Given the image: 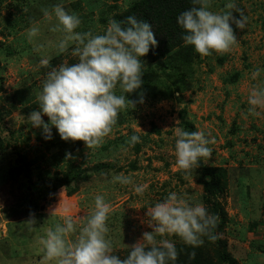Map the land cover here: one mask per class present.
Instances as JSON below:
<instances>
[{"label": "rangeland", "instance_id": "rangeland-1", "mask_svg": "<svg viewBox=\"0 0 264 264\" xmlns=\"http://www.w3.org/2000/svg\"><path fill=\"white\" fill-rule=\"evenodd\" d=\"M134 1L0 0V115L5 121V147L0 149V264H41L37 240L61 222L66 209L77 220H86L97 195L104 196L112 209L107 223L113 254L130 249L144 232L152 231L146 223L147 208L170 192L207 209L198 168L182 171L176 164L175 129L191 132L186 121L193 124V131H202L213 141L208 145L211 157L202 163L225 168L229 180L217 196L229 222L217 236L227 240L238 264H264V108L252 114L248 105L250 90L264 84V0H211L212 11H228L226 5L234 2L237 7L230 10L232 15L239 18L242 11L248 17L244 29L230 21L237 39L231 49L207 57L195 52L198 58L186 83L185 77L172 74L173 69L166 68L165 74L156 67L152 72L155 84L147 81L146 89L125 94L135 107L129 103L120 111L100 146L88 149L82 141L79 146L63 147L55 127L53 138L46 140L42 128L28 122L31 112L39 110L37 93L47 73L78 62L71 49L57 54L55 46L63 33L51 31L55 16L46 17L43 10L52 13L60 4L80 18L76 31L100 35L109 21ZM33 26H38L40 33L30 42L27 32ZM36 45L43 47L36 51ZM142 58L146 64L148 59ZM42 59L49 60L47 67L41 64ZM145 64L144 70H148ZM257 69L260 75L254 80L252 74ZM177 73L185 76V69ZM165 84L173 91L169 98ZM115 92L122 94L119 86ZM141 94L144 103L139 102ZM43 119L48 122L46 115ZM134 134L140 142L131 147L128 141ZM20 155L26 157L25 163L21 162L27 170L14 179L10 168ZM101 164L107 166L96 170ZM72 173L88 176L79 182L76 192L66 195V186L52 191L54 182ZM121 174L131 176L136 185H147L144 195L136 194L133 185L114 182L113 177ZM31 214L37 220L34 227L27 222ZM69 239L74 240L75 235ZM156 239L183 242L175 235Z\"/></svg>", "mask_w": 264, "mask_h": 264}, {"label": "clouds", "instance_id": "clouds-1", "mask_svg": "<svg viewBox=\"0 0 264 264\" xmlns=\"http://www.w3.org/2000/svg\"><path fill=\"white\" fill-rule=\"evenodd\" d=\"M192 7L177 17L178 25L184 30L185 46H192L202 57L213 53L228 52L236 42L234 29H244L248 17L240 11V17L232 15L231 9L237 7L234 2L226 5L228 11L211 10V0H192ZM239 11V9H237ZM44 16H55L53 32L63 33L56 44L57 54L71 49L78 58L74 64H62L47 73L40 91L37 93L39 110L28 117L32 127L42 128L44 139L53 138L55 127L64 141H83L88 149L102 144L117 123L121 110L135 102L126 97L140 89L143 80L142 57L158 45L153 26L135 16L123 21L111 19L103 34L78 32L81 20L57 4L52 13L43 10ZM231 21V23H230ZM40 33L38 26L31 27L27 36L30 42ZM43 45H36L40 51ZM41 64L49 65L48 59ZM260 75L257 69L252 78ZM119 86L121 93L115 89ZM140 103H144L141 94ZM249 112L258 114L264 108V84L254 86L248 95ZM48 117V122L43 119ZM175 157L179 170L191 171L200 166L204 159L211 157V141L202 131L175 129ZM140 142L138 135H132L128 141L134 147ZM114 182L121 185H133L134 192L143 196L147 185H136L131 176L116 175ZM94 209L86 220H77L68 214L67 209L53 228L47 229L36 244V253L41 264H175L178 251L173 242L163 239L157 242V236H178L186 245L198 247L203 244L202 237L215 241L213 229L217 227L219 217L212 215L202 205L185 200L176 192L147 208L146 223L152 231L142 234V239L131 247L130 253L123 259L114 255V244L109 237L108 226L111 206L102 195L95 197ZM52 215V213H51ZM35 226L34 214L27 221ZM75 235L74 240L69 237ZM143 241V242H141Z\"/></svg>", "mask_w": 264, "mask_h": 264}, {"label": "trees", "instance_id": "trees-1", "mask_svg": "<svg viewBox=\"0 0 264 264\" xmlns=\"http://www.w3.org/2000/svg\"><path fill=\"white\" fill-rule=\"evenodd\" d=\"M114 1L119 2L120 0ZM192 6V0H136L129 5L123 14L115 16V20L117 21H123L128 16H135L138 20L148 21L153 26L158 45L144 56V58L148 59V62H146V64L143 62V65L145 64L148 70H144L143 67V84L141 87L145 89L149 87L148 84H146L147 81H151L154 84L156 83V77L152 73L156 70V67L162 68L165 74L166 68L173 69L172 74L176 73L178 78L185 77L184 83H186V78L195 58H198V54H195L192 46H185L182 38L184 30L178 25L177 17ZM141 59L144 60L143 58ZM1 64L2 57L0 52V66ZM183 68L185 69V76L182 75V73H177ZM149 70H151V72ZM232 77L236 79L238 74ZM161 82L164 84L163 81ZM164 87L168 88L169 98L173 94L171 85L168 86L165 84ZM176 89H180V87L177 86ZM185 89L188 88L184 87L183 90ZM153 95L155 97L157 94L154 92ZM3 124H5L4 117L0 115V149L5 147V138L2 133ZM185 126L190 129L191 132L194 130V126L190 122L186 121ZM60 141L63 147L79 146L82 142L71 140L64 141L62 139ZM25 160L26 157L20 155L17 164L10 168V175L12 178L17 179L21 175H24L23 173L27 170V165L24 164ZM106 166V164H101L96 170L103 169ZM198 170V183L204 189V201L206 206H208L207 210L210 214L219 217L217 227L212 230L213 234L217 236V233L223 231L226 224L229 222L226 209L217 199V196L229 185V180L226 179L225 168L212 167L201 162ZM83 177L87 178L88 176H82L80 173H72L54 182L51 185V189L52 191H56L64 186L69 187L65 189L66 195L69 196L78 190L79 182ZM215 242L210 240L207 236H204L203 244L198 247L186 245L184 242L176 243L175 246L178 251V258L175 264H238L237 260L229 252L226 239L217 236ZM130 251L131 248L125 250L123 253L117 252L114 255L123 259Z\"/></svg>", "mask_w": 264, "mask_h": 264}]
</instances>
